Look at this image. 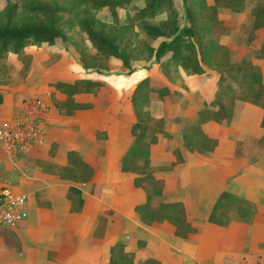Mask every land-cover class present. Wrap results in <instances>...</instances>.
<instances>
[{"label": "crops", "instance_id": "crops-1", "mask_svg": "<svg viewBox=\"0 0 264 264\" xmlns=\"http://www.w3.org/2000/svg\"><path fill=\"white\" fill-rule=\"evenodd\" d=\"M143 76L134 69L120 85L105 80L109 93L102 97L74 92L73 101L88 105L69 110L44 93L43 142L0 143V188L25 193L27 210L14 225H0V264H108L109 256L119 264H264L263 108L239 101L220 121L202 122L201 138L183 145L177 123L164 114L168 103H148L152 116L164 114L181 156L164 170L176 183L163 185L156 198L183 204L189 226L179 235L163 210L148 221L133 213L149 194L120 166L134 142L130 93ZM0 96L2 124L23 103L13 93ZM176 104L182 116L192 110Z\"/></svg>", "mask_w": 264, "mask_h": 264}, {"label": "rangeland", "instance_id": "rangeland-1", "mask_svg": "<svg viewBox=\"0 0 264 264\" xmlns=\"http://www.w3.org/2000/svg\"><path fill=\"white\" fill-rule=\"evenodd\" d=\"M63 1L74 5L73 11L69 15H62L59 20L65 34L63 38L57 37L52 42L27 44L20 53L8 52L0 58V93L5 92L9 96L13 93L15 101L20 99L23 103V109L26 101L40 98L44 93H47L48 101L59 109L87 106L88 103L73 101V97L56 86L54 80L71 81L82 78L84 74L89 77H102V80H98L89 90L83 91L102 97L109 93L105 80L108 85H120L119 79L129 73L118 58L100 52L79 29L76 17L81 5L74 0ZM174 2L179 21L184 23L181 1ZM207 2L212 4L213 0ZM4 3L5 0H0V8ZM142 4L143 0H131L124 8L115 7L116 21L112 18L110 9L106 7L96 11V15L99 20L115 26L123 39L129 38L132 43L145 40L150 45H155L159 38L144 36L138 26L129 25L125 17L126 13H131ZM256 5L264 6V0H239L237 7H216L221 32L217 39L219 45L215 49V56L218 60L230 62L234 67L249 66L256 69L264 82V57L259 55L258 51L264 45V27H252V8ZM161 16L162 14L156 18ZM166 58L167 54L162 57ZM129 64L132 70L144 71L149 80L142 94L137 96L136 102L131 103L137 122L132 131L137 137L130 147L135 155L128 165L136 176L141 178L140 183L152 200L150 206L157 209L156 198L159 189L163 185L176 183L174 174L164 170L181 159L176 150V139L163 126L164 114L177 123L183 136V145L194 144L199 140L200 124L213 119L199 116L198 109L211 98L217 71L215 67L202 64L203 72L186 74L182 68L174 67L172 63L164 68L153 58L146 59L144 53H135ZM129 85L125 83V86ZM179 100L192 108L183 116L176 110ZM151 101L168 103L164 107V114L159 117L152 116L147 108ZM239 101L244 100L234 97L231 105ZM225 209L228 210L227 207Z\"/></svg>", "mask_w": 264, "mask_h": 264}, {"label": "trees", "instance_id": "trees-1", "mask_svg": "<svg viewBox=\"0 0 264 264\" xmlns=\"http://www.w3.org/2000/svg\"><path fill=\"white\" fill-rule=\"evenodd\" d=\"M81 5L76 24L91 44L105 55L120 60L121 65L130 72V58L135 53H144L145 58H153L162 67L170 63L179 66L186 74L203 72L202 64L215 67L217 75L211 98L198 109L199 116L215 121L223 119L231 106L232 99L239 98L260 105L264 111V82L261 74L254 68L234 67L230 62L218 60L215 49L221 32L220 20L216 7L224 5L237 7L239 0H180L185 19L180 23L174 0H143V4L131 13H126L129 25H137L138 29L149 38H159L155 45L145 40L132 43L129 38L123 39L115 26L98 19L96 11L106 7L110 9L116 21L115 7H126L131 0H74ZM74 5L63 0H5L0 8V58L8 52L20 53L27 44L52 42L55 38L65 36L59 20L62 15H69ZM252 27H264V6L252 8ZM162 14L161 17L156 18ZM259 55L264 57V45L259 48ZM167 54L166 59L162 57ZM134 55V56H133ZM148 76L136 81L131 91L130 100L134 104L144 87L148 85ZM67 95L89 90L98 80L76 78L54 80ZM1 101V96H0ZM264 136V112L262 117ZM135 121L131 130L136 127ZM136 135L134 139L136 140ZM135 155L129 148L121 158V168L130 170L128 163ZM135 182L141 178L135 176ZM149 195L146 201L134 208L133 213L142 221L158 218L159 209L163 217L175 225V232L184 235L189 226L188 214L180 201L157 203L158 208L150 206ZM170 209V210H168ZM108 264H119L114 256H109Z\"/></svg>", "mask_w": 264, "mask_h": 264}, {"label": "built area", "instance_id": "built-area-1", "mask_svg": "<svg viewBox=\"0 0 264 264\" xmlns=\"http://www.w3.org/2000/svg\"><path fill=\"white\" fill-rule=\"evenodd\" d=\"M46 104L41 98H31L25 103L23 111L0 124V143L8 148L16 145H39L43 142L41 117ZM26 195L14 194L9 188H0V225L11 226L25 218Z\"/></svg>", "mask_w": 264, "mask_h": 264}]
</instances>
